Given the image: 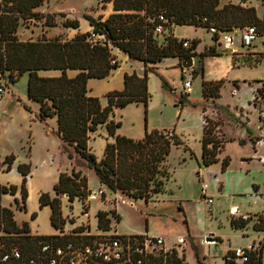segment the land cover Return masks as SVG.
Returning <instances> with one entry per match:
<instances>
[{
    "label": "rangeland",
    "instance_id": "rangeland-1",
    "mask_svg": "<svg viewBox=\"0 0 264 264\" xmlns=\"http://www.w3.org/2000/svg\"><path fill=\"white\" fill-rule=\"evenodd\" d=\"M244 1L245 7L255 9L258 18L264 17V0ZM237 2L238 0H221L220 6ZM36 11L43 16H52L55 25L46 26L44 18L21 21L17 29L19 40L33 41L55 37L68 40L77 34L90 32L86 15L104 20L113 12L111 3H105L104 0H45ZM65 20L77 21V29L64 27ZM176 30L179 35L196 34L199 51L204 50L211 37L203 28L195 29L196 33L192 27L187 26L177 27ZM214 48L222 56L204 61L203 79L224 80L219 99H204L200 87L201 78H194L192 69L182 70L173 59H167L158 66L159 70L147 74L150 95L147 107L142 103H130L124 108L115 109L110 120L120 123L116 130L119 134L128 133L133 140L142 139L145 131L171 132L170 129L177 122L178 134L188 147L200 155L203 113V116L215 124V135L223 143L217 155L218 162L205 170V178L209 184L208 193L214 197L215 204L207 205L200 198V186L198 188L196 183L200 171L194 173L196 159L188 158V153L181 147H172L166 159L170 177L167 182L164 181L163 192L158 197L150 198L147 203L134 200L120 191L112 192L99 186L93 170L88 168L74 149L64 145L55 134L47 133L50 127L56 131V118H47L44 121L38 119V105L27 97L28 76L23 74L14 83H10L6 76L0 78V185L17 188L15 195L1 196V206L12 210L17 225L27 223L32 235L47 236L60 232V236L97 238L103 233H114L121 237L147 234L149 237L163 239L164 250L175 251L177 257L183 259V264H225L223 258L229 251L248 243L249 240L242 235L247 234L252 239L254 235L251 232H254L256 239L253 242L255 245L259 244L262 253L260 264H264V231L254 230L262 226L260 221L264 219V208L249 215L250 221L246 226L249 232L242 233L231 229L226 221L230 198L229 201L227 199L221 204L218 203L212 178V172H220L221 162L227 158L230 173L225 180L233 191H240L239 196L231 197L240 212L254 204L248 197L252 192H247L252 182L257 185L255 191H259L258 197L261 195L264 204V166L258 161L261 149L257 146V142L264 136V98L259 99L264 96L261 92V83L264 82L261 79L264 77V37L259 36L252 50L239 49L236 55H231L222 46L214 44ZM113 53L118 58L120 70H128V65L124 63V54L116 51ZM229 58H233L231 65L236 68L232 73ZM181 71L192 76L194 81L190 98L183 97L187 101L182 100V94L178 93ZM75 73L68 72L69 76H74ZM58 74L56 71L40 72L41 76ZM113 82L120 87L121 77H115ZM105 88L102 83L94 86L103 107L107 104L106 96H101L107 93ZM182 101L184 106L178 119L181 111L179 104ZM108 142L113 140L107 135L106 125L99 126L94 133L89 134L88 147L98 161L102 158ZM252 154L256 157L252 162L251 172L243 178L234 177L238 167L243 164L242 160H250L247 158H252ZM10 155L14 159L7 171L4 160ZM184 158V164L179 165ZM22 164L29 166L25 187L30 197L25 201V210L19 209L15 202L17 200L21 205L20 186L23 177L17 168ZM72 170L86 178L90 193L84 198H75L72 202L68 201L65 194L58 196L61 216L65 220L60 231L51 226L50 207H40L39 196L47 193L50 198L54 197L53 187L58 182L59 175H69ZM221 189L220 184L219 190ZM92 191H101L104 195H99L93 201L90 199ZM98 211H114L119 216V222L109 215L110 230H98ZM12 247L18 248L17 245Z\"/></svg>",
    "mask_w": 264,
    "mask_h": 264
},
{
    "label": "trees",
    "instance_id": "trees-1",
    "mask_svg": "<svg viewBox=\"0 0 264 264\" xmlns=\"http://www.w3.org/2000/svg\"><path fill=\"white\" fill-rule=\"evenodd\" d=\"M44 1L0 0V78L6 76L10 83H14L21 75L27 74V97L37 103L38 119L44 121L47 118H56L57 138L64 145L72 147L86 162L100 186L112 192L120 191L134 200L147 203L150 198L163 192L164 181L167 182L170 177L166 159L172 147H180L183 142L172 131L167 130L145 131L140 140L117 135L116 130L120 123L110 120V116L115 109L124 108L130 103H142L147 107L150 98L147 74L154 73L155 69L148 66L149 64H156L165 58H178V65L181 66L184 60L195 57L197 66L192 69L194 78L199 74L203 78L204 61L222 56L216 52L214 45L196 53L199 40L179 41L171 34L158 35L154 33L155 27L160 24L168 31L171 26H192L203 28L207 32L210 25L221 31L255 27L258 37H264V17L258 18L253 7L232 3L220 6L221 0H104L105 3L112 4L113 13L104 20L101 17L86 15L85 19L91 27L90 32L77 34L68 40L60 37L19 40L17 29L21 21L44 18L46 26L55 25L52 16H43L36 11ZM159 16H163L165 22H160ZM63 26L77 29L78 23L65 20ZM182 40L189 41L187 48L182 46ZM211 40L214 42L215 38L211 36ZM111 48L118 49L130 59L141 61L145 69L141 77L135 73L125 74L123 89L106 94L107 104L103 107L98 97L89 94L88 81L103 80L119 68V62L112 55ZM236 54L238 52L231 55ZM231 61L233 64V58ZM43 71H56L59 74L41 76L39 73ZM69 71L76 73L69 76ZM223 81L202 80V97L206 100L219 99ZM261 85V92L264 94V82ZM181 96L182 100L187 101L183 94ZM263 98L262 95L259 99ZM179 106H184L183 101ZM102 125H106L107 135L113 142L106 144L103 156L98 161L88 147V140L89 134ZM214 129L215 124L204 115L201 163L205 167L218 162L217 155L223 145L216 137ZM13 159L12 155L5 158L7 171ZM227 167L228 159L224 158L221 162V172ZM17 170L23 177L20 186L21 205L17 200L15 202L19 209L25 210V182L29 166L22 164ZM53 190L55 196L50 198L47 193H42L39 204L40 207H50V224L61 231L65 220L61 216L58 196L65 194L68 201L72 202L75 198L86 197L90 191L86 178L74 170L69 175L61 173ZM16 192L15 186L0 185V200L3 194L15 195ZM109 215L119 222V216L114 211H98V230H110ZM249 217L231 219V228H246ZM260 222L262 226L260 229L254 228L255 231H264V219ZM0 231L3 234L0 236V257L13 248V245L18 246L23 256L29 257L35 255L41 242L58 240L63 243L72 238L68 235L32 236L28 224L18 226L12 210L2 207L1 203ZM86 238L94 239L93 236ZM261 259L260 248L251 254L250 264H260ZM147 264H183V259L178 258L176 252L172 251L165 257L148 260Z\"/></svg>",
    "mask_w": 264,
    "mask_h": 264
},
{
    "label": "built area",
    "instance_id": "built-area-1",
    "mask_svg": "<svg viewBox=\"0 0 264 264\" xmlns=\"http://www.w3.org/2000/svg\"><path fill=\"white\" fill-rule=\"evenodd\" d=\"M237 4L245 7L244 0H238ZM158 20L165 22L163 16H159ZM154 33L169 35L170 29L165 31L163 26L159 24L155 27ZM208 33L215 38L214 44L216 46H222L224 50L229 51L231 54L239 52V49L252 50L259 38L255 27L221 31L210 25ZM181 42L184 48L189 46L188 40H182ZM182 76L181 94L189 96L192 93L193 78L186 75L185 71L182 72ZM262 122H264V114L262 115ZM257 146L261 149L258 161L264 166V136L257 142ZM198 178L200 180V176ZM207 190V184L200 180V197L207 205H212L213 200ZM102 193L101 191H92L90 199L94 201L99 195L102 196ZM238 214L239 208L237 206L229 210V215L232 217ZM247 217L244 216L243 219ZM259 249V244L255 245L254 242L248 246L236 248L224 256V262L250 264L251 254L259 251ZM171 252L164 250L163 239L149 237L147 234L121 237L114 233H103L102 236L94 239L77 236L63 243L58 240H55V242L44 241L40 243L35 255L29 257L23 256L18 248L13 247L1 255L0 264H147L148 260L161 256L165 257Z\"/></svg>",
    "mask_w": 264,
    "mask_h": 264
},
{
    "label": "crops",
    "instance_id": "crops-1",
    "mask_svg": "<svg viewBox=\"0 0 264 264\" xmlns=\"http://www.w3.org/2000/svg\"><path fill=\"white\" fill-rule=\"evenodd\" d=\"M111 10H112V4H111ZM113 11V10H112ZM113 13V12H112ZM110 15V14H109ZM108 15V16H109ZM107 16V17H108ZM106 17V18H107ZM105 18V19H106ZM177 27H181V26H172L171 28H170V34L172 35V37H174V38H179V39H189V40H193V39H197V40H199L198 39V37H196L197 35L196 34H190V35H179L178 33H177ZM187 27H192V26H187ZM198 27H192V29H194V32L196 33V31H195V29H197ZM195 36V37H194ZM210 43H212V45H214V42L211 40V37H210V40H209V42H208V44L206 45V47L204 48V50L205 49H207V48H209V47H211V44ZM198 47H199V44L197 45V47H196V49H195V51H196V53H201V52H203V51H199L198 50ZM113 51H116V52H120L118 49H116V48H111V53H112V55L113 56H115L116 57V60L118 61V58H117V56H116V54H114L113 53ZM120 53H122V52H120ZM124 54V53H123ZM231 57V56H230ZM124 63L125 64H127L128 65V70H123V69H121L120 70V68H118V69H116V71L114 70V72L112 71L111 72V74L107 77V78H105V79H103V80H95V79H92V80H89L88 81V90H89V93H90V95L91 96H94V97H100V96H96V93H95V91H94V86L96 85V83H102V84H104V86L106 87L105 88V92H107L106 94H108L109 92H112V91H121L122 89H123V78H124V75L125 74H127V75H131V74H133V73H135L138 77H141L142 75H143V73H144V69H145V67H144V64L141 62V61H137V60H133V59H130V58H128V56L126 55V54H124ZM167 59H173L175 62H176V65H177V67H178V63H179V59L178 58H165V59H163L161 62H158V63H156V64H149L148 66H153L155 69H154V72L155 71H157V70H159V68H158V66H160L162 63H164V61L165 60H167ZM231 58H229V60H230ZM207 60V59H206ZM119 62V61H118ZM133 63V64H132ZM230 65H231V60H230ZM119 67H120V65H119ZM203 67H204V65H203ZM231 67H232V65H231ZM179 68V67H178ZM181 69V68H180ZM233 69H236V68H234V67H232L231 69H230V71H231V73H232V71H233ZM142 72V73H141ZM120 73V74H119ZM40 74V73H39ZM203 74H204V70H203ZM118 76V78L119 77H121V86L120 87H118L117 85H115L114 84V79H115V77H117ZM198 77H200L201 78V80H200V87H201V82H202V80H205V79H203L202 78V76L199 74L197 77H195V78H198ZM235 78H237V77H233V79H235ZM232 79V81H235V80H233ZM261 79H264V77L263 78H261ZM180 80H181V84H180V87H179V89H178V93L180 94L181 93V88H182V71H181V74H180ZM217 80H220V79H208V80H206V81H217ZM237 81V80H236ZM193 83H194V81H193ZM192 93H193V90H192ZM191 93V94H192ZM105 94V95H106ZM105 95H101V96H105ZM187 98H190L189 96H187ZM191 104V103H190ZM181 108V111H180V113H179V116H178V119H179V117L181 116V113H182V109H183V107H180ZM202 117H203V113H202ZM177 122L175 123V127L174 128H172V129H170L176 136H178L180 139H181V141L183 142V145L182 146H180L181 148H183V151L184 152H187L188 154V158H194V159H196V162H197V166H196V172H194L195 174L197 173V170H199L200 171V180H203L206 184H207V186H208V190H209V184H208V182H207V180H206V178H205V170L207 169V167H205L204 165H202V163H201V153H202V146H201V151H200V155H198V152H197V154L195 153V151L194 150H192L190 147H188L187 146V144H185V141H183V139L181 138V135H179L178 134V131H177ZM47 133H49V134H55L56 135V132H55V130H54V128L53 127H50L48 130H47ZM116 134L117 135H120V136H125V137H127V138H131L132 137V135H130V134H128V133H125V132H122L121 134H119V132L118 131H116ZM202 135H203V120H202V125H201V134H200V144H201V139H202ZM226 146V145H225ZM180 147H178V148H180ZM184 148H186V150L184 149ZM224 150V149H223ZM183 156V155H182ZM254 157H256L255 155H253L252 154V158H247V159H250V160H242V162H243V164L242 165H240L239 167H238V170H237V172H236V174L234 175V177H238V178H243V177H245L246 176V174H248V173H250L251 172V170H252V162H253V160H254ZM186 161V158H184V159H182V163H179V165H183L184 164V162ZM71 172V171H70ZM70 172H69V174H70ZM76 172V171H75ZM229 173H230V170H229V167H228V169H226L224 172H221V169H220V172H218V171H214V172H212V178H213V180H214V187H215V190H214V192H215V196L216 197H218V203H223V202H225V201H227V199L228 198H230V205H229V208L227 209V210H230L232 207H234V206H237L235 203H233V201H234V199H231V197L233 196V197H235V196H239L238 194L240 193V191H233L230 187H229V183H228V181L226 182V178H228V175H229ZM82 176V175H81ZM197 178V181H196V183H197V186H198V188H199V186H200V180H199V178L198 177H196ZM226 179V180H225ZM222 185V189L221 190H219V185ZM2 185V184H1ZM99 186H100V184H99ZM256 187H257V185L254 183V182H252V185H251V188H249L248 190H247V192L248 193H250V192H252V194H249L248 195V197H249V199L250 200H253L254 201V204H253V206H251V205H249V207L247 206L246 208H244V210H243V212H240V208H239V214L237 215V216H234V217H232V216H230L229 215V211L227 212L228 213V217H229V219H228V217H227V219H226V221H227V224H228V226H230V219H238V218H243L244 216H249L250 214H255V213H257L259 210L260 211H262L263 210V208H264V204L262 203V199H261V195H259V197H258V193H259V191H255V189H256ZM207 190V191H208ZM209 194V193H208ZM41 195V194H40ZM209 196L212 198V200H213V203H212V205L213 204H215V199H214V197L213 196H211L210 194H209ZM29 197H30V194H29V192H27V199H29ZM40 197V196H39ZM158 197V196H157ZM201 198V197H200ZM222 198V199H221ZM27 199H26V201H27ZM257 199H259V200H257ZM228 201H229V199H228ZM248 203H250V202H248ZM219 204V205H220ZM240 204V203H239ZM196 205L198 206L199 204L198 203H196ZM3 207V206H2ZM210 207V206H209ZM4 208H7V207H4ZM185 208V207H184ZM10 209V208H9ZM226 210V211H227ZM219 213V212H218ZM50 214H51V212H50ZM23 224V223H22ZM22 224H20V225H18V226H21ZM231 227V226H230ZM231 229H233V228H231ZM247 228H244V229H237V231H239V232H249L248 230H246ZM234 230H236V229H234ZM253 235H254V238L252 237V239H249L250 237L246 234V235H242V236H246V239H248L249 241H248V243H246V245H242V246H240V247H244V246H248V245H250L251 243H253V241H254V239H256V235H255V233L254 232H251ZM3 234H2V232L0 231V236H2ZM30 235H32L31 234V232H30ZM60 235V232L58 233V232H56V233H54V234H51V235H47V236H59ZM137 235H141V234H137ZM32 236H39V235H32ZM249 237V238H248ZM239 248V247H238Z\"/></svg>",
    "mask_w": 264,
    "mask_h": 264
},
{
    "label": "water",
    "instance_id": "water-1",
    "mask_svg": "<svg viewBox=\"0 0 264 264\" xmlns=\"http://www.w3.org/2000/svg\"><path fill=\"white\" fill-rule=\"evenodd\" d=\"M196 66H197V59L195 57H191V58L181 62V68L182 69H193ZM65 196H67V195H65Z\"/></svg>",
    "mask_w": 264,
    "mask_h": 264
}]
</instances>
